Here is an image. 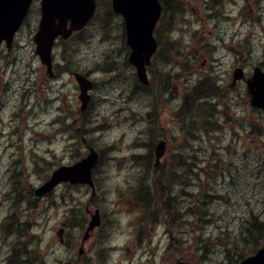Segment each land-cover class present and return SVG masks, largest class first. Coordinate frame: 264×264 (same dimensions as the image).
Masks as SVG:
<instances>
[{"label": "rangeland", "instance_id": "obj_1", "mask_svg": "<svg viewBox=\"0 0 264 264\" xmlns=\"http://www.w3.org/2000/svg\"><path fill=\"white\" fill-rule=\"evenodd\" d=\"M163 1L166 2V0ZM200 1L203 2L204 0ZM205 1H207L206 10H199L196 0H177L176 4L178 7L176 12L178 14L175 13L173 15L170 13L169 19L165 20V25L161 28L162 48L160 55L162 59H165V62L162 60L160 72L154 70V77L157 86L162 82L170 83L171 91L170 95H164L162 91L160 92L166 112L163 110L159 117L153 121L149 119V122H146L142 118L144 117L142 113L145 110L147 113V109L143 106L145 94L141 96L135 94L134 97L141 100V102L133 105V116L119 120L120 111L116 109L113 103L119 97L123 98V92L121 91L115 92V95L111 97L103 94L102 98H110L105 103L96 100V98L94 99L90 114L99 131L94 132V128L90 134V131H86L85 138L78 132V130H82V126L76 124L69 123L65 128H60L58 125L48 127L46 122L49 123L51 120L58 121L59 117H61V104L58 100L55 101L57 102L55 108L48 110L47 115L37 108L32 113V117L28 121L25 120L26 128L28 126L33 130L36 129L55 138L53 141L46 140L43 142L32 134L26 137L23 135L26 142L25 155L28 157L26 163L29 167V181L34 187H37L40 182L43 183L50 176V173L47 174L49 169L57 165H68L71 161L74 163L82 156L87 155V145L83 140L88 141L92 147L102 154V164L105 166L101 165L103 175L99 176L104 196L99 197L95 202H91L90 192H87L86 189L74 191L69 194V198L67 197L68 204L62 201L59 209L50 208L41 214L33 215V217L41 218L42 225L36 231L38 233L36 239H41L39 242L42 243L41 249L44 255H47L52 240L59 244V238L56 236V232L59 229L66 226L65 224H69V228L72 230L71 237L67 240L68 248L66 251L62 247L59 249L56 247L55 255L53 257L51 255V259H49L47 264H57L62 257L65 260H69V264L76 262V253L80 251L81 246L80 241L74 242V236L81 237V229H79L81 224L73 227L69 211L74 207L82 210L89 203L99 207L98 209L102 211L103 217L107 218L106 223H103V226L95 232L91 242L89 244V241L86 242L89 257H91L87 264L90 262L92 264H178V262L189 264V259H193V264L196 256V246L192 239L202 238L206 240L211 238V241H208L214 243L228 228L231 230L230 235H234L233 232H237L240 222L244 218L246 210H248L246 204L255 206L258 209L257 214L264 216V137H257L256 133L255 136H252L250 135L251 131L247 132V130L249 131V129L257 126L256 122L260 116L263 119L262 123H264V116L254 111L249 105L244 106L243 101L240 99L238 101L236 95H229L230 100L234 101V103H231L226 93L219 92L217 103H219L220 108H212L215 110L216 119L223 121V124L219 125L223 131L215 133L204 132L201 121L205 120L207 115L210 114L209 106L211 105L208 102H204L203 110L197 112L191 118V123H194L193 131L196 132L186 131L179 110H181L182 103L186 101L182 99L184 97L187 98L191 94L190 91L193 84H189L188 81L192 76V69L182 64L179 70H175L177 67V55L180 50H184V52L182 53V62L179 60V65L184 63L189 56L192 58L194 56L199 57L201 54H207L212 51L215 57H218L217 61L219 63L214 67L213 72H218L219 75L225 72L227 74L232 73L237 60L242 61L243 63H241L240 67L247 68L248 71H252L256 65L264 64V0ZM101 2L103 5H109L110 0H101ZM167 2L171 3L172 1L167 0ZM181 3L182 14H187L185 18H181L182 15H179ZM32 16L33 13H31V17L19 34L18 47L7 59L10 65L14 67L18 65L16 71L21 74L27 73L28 71L25 68L32 64L33 67L39 70L37 77L44 79V69L40 62L34 60V47H32L31 43L34 36L33 32L38 24V16ZM191 18L193 22L188 24ZM113 22V31L110 32V36L106 34L103 37L100 34L103 28L100 29L99 33V25H95L85 31L81 35V41L82 44H88V46L82 53L83 61L81 65L83 66L78 68L76 66L77 63H73V59L65 56L64 60L69 58L71 61L69 64L66 63L64 65L63 72H73L72 70L90 72L95 70V74L92 77L101 85L114 83L117 80L129 81L131 75L135 74V70L126 60L125 41L120 22L116 18ZM205 22L207 26L210 24L213 26L212 35L208 30L206 32V36L209 39L216 38L217 36L214 37L216 33H219L224 39V43L218 44L215 49L210 47L204 49L200 45L206 44L205 39L202 38V31L204 30L202 26L204 27ZM166 23H169V30L166 29ZM169 32L173 37L174 51L172 53L167 50L169 42L166 41V38ZM192 38L194 41L189 44ZM225 45L227 48H225ZM56 57L58 62H60L62 54L60 53ZM87 61L89 64L92 63V65L85 64ZM41 68L43 71L40 70ZM187 69L189 72L186 71ZM176 72L180 73V83L177 82ZM168 77H170V80L167 79ZM59 85L64 87L65 99L67 100L69 97L70 101L73 102V108H71L72 105L65 103L63 105L65 110L79 109L80 111L79 94L73 76L69 77L65 74L64 81H60ZM45 86L48 88L49 83H46ZM197 89L202 93L207 91L203 85H197ZM106 90L110 89L105 88L104 91ZM154 95L149 93L147 97L149 103L152 100L155 102L158 100ZM175 95L179 97L180 104L173 103L172 99ZM47 98L42 108L43 111H45L44 107L48 105ZM217 103L213 104L216 105ZM56 105H59L58 110H56ZM68 115L74 116L72 113ZM116 117L119 118L117 119ZM119 121L124 122V124H120L121 122ZM153 127L156 128V134L167 136L170 139L171 151L178 154V156L168 157L162 168H175L183 156L189 159V164H194L192 159L195 156L198 165L195 167L194 173L200 174L201 180L197 178V180L193 181L197 186L195 187L194 185L190 191L193 194H198L205 189L206 192L203 195L212 193L218 197V200L215 199L214 205L210 204L208 206L210 208L208 213L213 215L214 222L203 230L193 227V230L188 235L183 233V242L174 241L177 247L173 245V242L168 241V238L162 236L165 230L163 225L155 227L153 230V235L155 236L151 242L142 246L135 245L137 235L130 234L135 225L137 215L141 214L140 204L133 197V193L139 184L140 169L142 168L141 160L137 158L138 162L135 160V162H131V156L145 155L146 153L138 150V148L143 147V144L148 142H157L155 134L149 133V130ZM56 129L59 132L55 133ZM260 131H263V129L260 128ZM76 132L79 133L77 134L78 136H76ZM239 134L240 137H238ZM34 145H37L35 150L37 154L35 155L50 156L46 157L50 162L49 166H40V168L34 170L35 165L31 161L32 157L30 156ZM66 146L70 149L65 148ZM188 148H193V152H189ZM48 150L53 153L49 154L50 151ZM152 162L154 164L155 160H152ZM7 167L8 165L0 156L2 181H7ZM203 169L204 174L200 172ZM205 174L209 176L207 177ZM0 183V218H2V207L6 205L4 196L10 191V185L12 184L6 182V185H3L1 181ZM62 192L64 191L61 189L56 195L60 196ZM177 199L179 201L182 200L181 197ZM45 203L46 200L42 202V206ZM185 242L186 244H184ZM184 246V256L174 254L178 253ZM92 248H94V253L91 252ZM218 248L219 255L222 256L223 246ZM1 250L2 248L0 247V258L4 254ZM3 251H6L7 254L8 248H4ZM233 263L236 264L234 260H230L229 264Z\"/></svg>", "mask_w": 264, "mask_h": 264}, {"label": "bare ground", "instance_id": "obj_2", "mask_svg": "<svg viewBox=\"0 0 264 264\" xmlns=\"http://www.w3.org/2000/svg\"><path fill=\"white\" fill-rule=\"evenodd\" d=\"M168 38L170 39V41ZM166 41L169 42L167 50L171 51V53H172L174 51V48H173L174 45L172 43L173 40L170 37V35H168V37L166 38ZM87 46H88V44L80 45L78 43H74L73 63L74 64L77 63L76 66L78 68H81V66H83V65H81V62L83 61L82 53ZM178 55H180V52ZM186 71L189 72L188 69ZM216 77H217L216 74H212L210 76V78H213V79ZM112 82H113V80H112ZM164 84H166V85H164ZM158 85H159V87H160V89L164 95L165 94L170 95V91H171L170 83L162 82ZM105 88L110 89V90L104 91ZM206 89H207V91L205 93L195 91L194 93H192L187 98L184 97V99L186 100L185 101L186 104L184 107L185 117L183 119V122L186 126V129H189L191 127L194 130V125H191V118L197 112L203 110L204 99H209V97L212 96L216 92H224L227 94V96L231 95L230 91L226 90L224 85L221 87V84H219L218 82H214L212 84H209L206 87ZM100 91H102V93L107 97L114 96L115 92H117V91H121L123 93L130 95V96H126L125 98L119 97L118 100L113 103L114 106L116 107V109L120 111L119 115H121L120 113H122V116L120 118L116 117L117 119L118 118L124 119V112H127V111L133 112V110H134L133 105L137 102H141V100H138L134 97L135 94L140 95V96L142 94L146 95L143 106H145V108L147 109V113H146V110L144 113H142V115L144 116V118L146 120L150 119L153 121L154 119L159 117V115L162 113V111L165 108V106H164L165 104H164V101H163L160 93L154 95V97L158 98V100L156 102L153 101L151 98L152 101L149 103L147 100V97L149 95L148 86H142L136 79L130 78L129 81L117 80L114 83L102 85L100 87ZM30 98H32V93H29V92L23 93L22 95H12L11 93H8L1 99V103L6 104V105L8 104V106H11V105H13V102L20 101L21 104H17L15 107V110H16L15 115H20V113L22 112V105L27 106L28 100ZM109 99L110 98H108V100ZM121 99H125V100H121ZM172 100H173L174 104H178V103L180 104L178 96L175 95ZM55 104H57V102H55ZM58 109H59V105H56V110H58ZM60 109H61V105H60ZM209 109H210L209 118L204 120V123H206L208 125H212V121H211L210 117H215V112L210 107H209ZM164 111L166 112V110H164ZM0 114H1V109H0ZM90 119H91V114L88 115L87 117H83V116L79 115L75 119H73L72 123L76 124L78 126L86 127L87 124L90 122ZM119 122H121L120 124H124V122H122V121H119ZM215 127L218 131H221V132L223 131L219 127V125H217ZM28 128H30V127H28ZM216 129L214 127L209 126L207 132L208 133L218 132ZM17 132L21 136L24 133V129H22L21 126L17 127ZM191 132L195 133L196 131H191ZM149 133H150V131H149ZM150 139H152V138H150ZM163 141H164V139L162 137H157V142H148L147 144L145 143V144H143V147H139L138 150L145 152L149 158H152L154 155L155 147L158 144L162 143ZM39 158L42 162H44L42 160V156H39ZM196 159L197 158L194 156V159H192L194 161V164L193 163L189 164V159H186V156L181 157L179 164L175 167V169L172 172L167 173V180L162 182V188L167 187L168 195L167 196H164V195L159 196L162 189L160 190L159 193H157L156 190L154 191V189H153L152 195H150L151 198H149L150 202L151 201L154 202L153 207L159 201H161L163 198H169L170 201H168V202L173 203V206L170 209L171 210L176 209L177 212H179L181 215H183L182 220L185 222V225L182 228L178 227L176 225H175V227H171L167 224L168 223V216L165 215L163 211L160 214L154 213V217L149 219V221H151V222L148 225L144 226L142 228V231H141L146 243H150L152 238L155 236V235H153V230L157 226H161V225L164 226L165 230H164L162 236L164 238H168V241L173 242L174 243L173 245L175 247H177V244H175L174 241L179 240V241L183 242V240H184L182 238L183 233H184V235H188L193 230V227L198 228L199 230H203L204 228H206V226H208L209 224H212L214 222L213 217H212L213 215L208 213V211H210V208L208 206L210 204L214 205V203H215L214 201H215V199L218 200V197L214 196L212 193H207V194L203 195L206 192L205 189L202 190V192H200L198 194H193L190 191V189L193 188L194 185H195V187L197 186L195 184V182L193 183V181L197 180V178L199 180H201L200 174L197 175L196 173H194L195 172L194 169L198 165V162L196 163ZM150 161H152V160H150ZM102 165H103V167H105L104 164H102ZM45 166H46V164H45ZM185 167H188V168H185ZM142 168L140 169L141 175H140L139 181H138V183H139L138 186H140V187H143L147 184V182H145V179L149 173H151V176H150L151 178L154 177V175L152 174V172L150 170H142ZM102 170L103 169L101 166L98 169L99 176L103 175ZM156 171H158L160 174V172L162 173L163 169L158 168ZM200 172H202L204 174V169L201 170ZM169 175H171L172 178H175V180H172V178L169 179L168 178ZM205 175L207 177L209 176L208 174H205ZM99 176H98V181H97V192L94 195L95 201L99 197L104 196V192L102 191L101 181H99ZM162 176H164V175H162ZM186 181H187V183H186ZM142 191L144 194H146L144 189H142ZM178 197H181L182 200L179 201L177 199ZM246 205H248V204H246ZM257 213L258 212H254L253 216H251V219H250L249 229L251 230V235L247 240L248 244H254L256 241H258L264 237V216L259 215ZM199 216H201V217H199ZM198 218H203L204 220L202 221V220H199ZM261 227H262V235L257 234V232H256V229H259ZM230 232H231V230L228 228L223 232L222 236L220 237V240L222 241V244H223V248L226 249L227 253L230 256L227 264L230 263V260H234L237 263L238 261H241L243 258L248 256L250 253L248 250H245L242 247V244L236 238L235 233L233 232L234 235H230L231 234ZM208 240L211 241V238L204 240V242L202 244V246H203L202 249L204 251L203 255L207 259H209V257L211 258V256H212L211 245H210V242ZM7 246H8V241L3 240L2 243L0 244V247L2 248V250H1L2 253L5 252V251H3V249L7 248ZM62 264H69V260H65Z\"/></svg>", "mask_w": 264, "mask_h": 264}, {"label": "water", "instance_id": "obj_3", "mask_svg": "<svg viewBox=\"0 0 264 264\" xmlns=\"http://www.w3.org/2000/svg\"><path fill=\"white\" fill-rule=\"evenodd\" d=\"M31 2L32 0H0V44L6 40L8 45H11ZM89 5V0H44L41 31L35 39L38 52L43 55V59L48 58L54 38L59 34L66 36L68 21H71L70 32L81 28L88 21L92 14ZM114 5L116 10L127 18L128 41L134 51L130 62L137 66L140 75H144L145 66L150 65V58L157 47L152 37V27L159 13L158 2L157 0H114ZM56 19L60 21L56 23ZM46 62L49 64V60ZM250 90L254 96V106L264 109V75L263 78L257 79ZM163 152V147H160L158 156H162ZM95 157L96 154H93L74 167L58 171L49 186L43 190H50L63 180L92 185L91 168L96 160ZM98 223L99 219L96 217L91 228Z\"/></svg>", "mask_w": 264, "mask_h": 264}, {"label": "trees", "instance_id": "obj_4", "mask_svg": "<svg viewBox=\"0 0 264 264\" xmlns=\"http://www.w3.org/2000/svg\"><path fill=\"white\" fill-rule=\"evenodd\" d=\"M154 177H150L151 173H149L145 179V182L148 180H151L152 183L154 184V191L156 190L157 193L160 192L162 189L161 193L159 196H167L168 195V189L167 187L162 188V182L167 180V173L165 171H162V173L158 171H151ZM25 173L23 167H21L20 174L23 175ZM165 173V174H164ZM164 175V176H162ZM13 176H18V174H14ZM169 179L172 178L171 175L168 176ZM172 180H175V178H172ZM21 189L24 188L23 183H20ZM150 191V190H149ZM32 192V191H31ZM23 194L20 190V195ZM24 195H21L20 201L16 202L13 200L12 205L16 209L14 210L13 213H9V215L5 218L3 222V227L0 229V237L2 240H6L9 236L17 237L18 242L17 245L14 247V250L12 252V256L8 258V264H42L40 258H39V253L36 250L29 249L28 245L24 244V238L27 237V240H30L32 242L33 237L29 234L31 230V225L27 224L26 219H24V214L23 211H21V206H24L26 202H31L27 198H23ZM23 198V199H22ZM150 195L147 192L146 194V204L147 210L146 213H152L153 208L158 210L159 206L163 209V212L165 215L168 216V225L171 227H183L185 225V222L182 220L183 215H181L179 212H177L176 209L171 210L170 208L173 206L172 202H161L159 201L154 207V202L149 201ZM33 204V203H31ZM54 204V203H53ZM35 205V204H34ZM21 213V223L17 221L19 218L15 216V214ZM13 214V215H12ZM197 217V216H196ZM201 217V216H199ZM199 220H204L203 218H198ZM249 235H251V230H249ZM264 238V237H263ZM259 241V240H258ZM257 241V242H258Z\"/></svg>", "mask_w": 264, "mask_h": 264}, {"label": "flooded vegetation", "instance_id": "obj_5", "mask_svg": "<svg viewBox=\"0 0 264 264\" xmlns=\"http://www.w3.org/2000/svg\"><path fill=\"white\" fill-rule=\"evenodd\" d=\"M209 84H212V83H214V82H218L219 84H221V87L224 85L222 82H221V80H220V78L217 76L216 78H209ZM164 85H166V84H164ZM256 232H257V234H260V235H262V227L261 228H259V229H256Z\"/></svg>", "mask_w": 264, "mask_h": 264}]
</instances>
